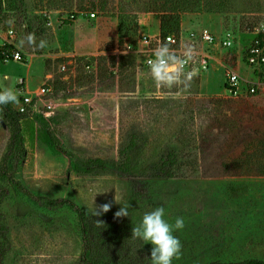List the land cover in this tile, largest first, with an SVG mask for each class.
Returning <instances> with one entry per match:
<instances>
[{"label":"rangeland","instance_id":"1","mask_svg":"<svg viewBox=\"0 0 264 264\" xmlns=\"http://www.w3.org/2000/svg\"><path fill=\"white\" fill-rule=\"evenodd\" d=\"M151 2L3 0L0 35L15 28L25 62L0 60V88L34 99L38 109L21 119L13 149L0 110V264H83L79 218L64 202L87 216L108 203L107 213L93 216L108 220L128 206L130 237L156 207L169 223L183 217L173 264L264 261V94L225 90L226 69L245 87L254 79L249 29L264 24V0H205L203 13L183 15L180 37L206 29L234 46L190 44L186 50L209 54V72L196 54L171 87L153 81L138 46L160 32L158 17L147 13ZM120 17L129 30L130 20L137 24L130 54ZM42 87L51 95L40 100ZM130 241L136 262L148 264L151 246ZM98 260L90 262L103 264Z\"/></svg>","mask_w":264,"mask_h":264},{"label":"trees","instance_id":"2","mask_svg":"<svg viewBox=\"0 0 264 264\" xmlns=\"http://www.w3.org/2000/svg\"><path fill=\"white\" fill-rule=\"evenodd\" d=\"M3 0H0V6L2 7ZM205 6V0H152L151 6H148L147 13L154 14L158 17L160 22L159 37L165 39L169 36H176L179 38L182 28L183 15L185 14H201L203 13ZM127 20V18H126ZM125 18L120 17L119 21V34L122 39H129V33L133 31V36H137V24L130 20L133 28L128 29ZM125 22V24L123 23ZM130 27V26H129ZM254 28L249 29L252 31ZM29 35V34H28ZM131 44H136V41L130 40ZM0 60H3V54L0 52ZM227 88V84H225ZM0 91L1 88H0ZM22 98L18 97V103L0 106V110L4 113L7 122L13 129V142L11 148L17 143L21 137L22 130L20 128V121L22 118L28 119L31 113L30 109L26 113H19L17 106L22 103ZM53 144L60 149V144L57 140L52 138ZM128 171V170H127ZM171 176L172 174H165V176ZM13 182L12 178L10 179ZM20 186V185H18ZM72 208L78 215L81 238L83 242V264H92L90 259L95 257L103 264H146L136 262L134 254L131 248V237L126 231L127 227L123 217H117L115 219H98L93 216H87L77 205L71 202H64ZM97 221H101V224H97ZM134 259V260H133ZM212 264H224V263H212ZM228 264H264L261 260H246L237 263Z\"/></svg>","mask_w":264,"mask_h":264},{"label":"built area","instance_id":"3","mask_svg":"<svg viewBox=\"0 0 264 264\" xmlns=\"http://www.w3.org/2000/svg\"><path fill=\"white\" fill-rule=\"evenodd\" d=\"M89 18L96 20L97 13H87ZM253 40L249 49L247 51L246 63L249 69L252 72L254 79L249 81L250 86L245 87L243 85V80L241 76L234 70L226 69L225 78L227 88H225L226 92L232 97H238L242 95L245 91L247 95L256 96L260 94H264V24L258 25L253 29ZM18 34L15 28L11 27L6 30L3 35H0V52L3 54L2 63H24L25 57L20 49L17 48L16 43L18 41ZM189 39L191 40V44L195 45L197 42H200L202 46L214 47L220 46L224 49H230L234 46L233 40L229 38H225L223 40H218L212 33H210L206 29H202L199 32H193L189 35ZM124 42H127L125 49L126 53H133L136 48L134 45L128 43V39H123ZM167 43L169 48L175 52V55H179L182 60V71L192 67L194 65V56L198 53L190 52L191 59H186L184 57V52H182V37L177 38L176 36H169L165 39H161L160 37L150 38L143 37L140 39L138 46L141 48V53L146 57V65L149 67V61L154 59L153 52L159 47L161 44ZM181 49H177V48ZM118 55H121V52H117ZM199 66L202 71L209 70L210 66V56L204 52L199 53ZM183 63V61H185ZM61 70L65 72L67 70V65L64 64L61 67ZM51 95V89L48 87H42L39 90V94L37 95V99L46 98ZM23 102L17 106V111L21 114L26 113L28 109H30L33 113L37 111V106L35 104V100L25 97L22 99ZM53 106L52 104L47 105L46 115L51 113Z\"/></svg>","mask_w":264,"mask_h":264},{"label":"clouds","instance_id":"4","mask_svg":"<svg viewBox=\"0 0 264 264\" xmlns=\"http://www.w3.org/2000/svg\"><path fill=\"white\" fill-rule=\"evenodd\" d=\"M28 42H34L33 35L27 37ZM45 42L42 41L39 47L43 48ZM186 59H191L190 50L184 52ZM154 59L149 61V73L153 81L158 86L171 87L181 82L182 60L175 55L167 43L161 44L153 52ZM186 62L183 61V63ZM18 103L17 94L11 89L0 91V106ZM111 205L105 203L95 206L92 215L100 216L110 210ZM115 217H128V206H121L115 212ZM165 208L163 206L143 214L140 221L131 229V237L138 239L144 244H149L150 255L147 256L148 264H173L174 259L181 255V242L174 235L175 232L183 230L185 221L183 217H177L174 223H169L165 218ZM97 221V224H101Z\"/></svg>","mask_w":264,"mask_h":264},{"label":"crops","instance_id":"5","mask_svg":"<svg viewBox=\"0 0 264 264\" xmlns=\"http://www.w3.org/2000/svg\"><path fill=\"white\" fill-rule=\"evenodd\" d=\"M160 23L158 24V31L160 30V27H159ZM140 34L142 33V28L140 26ZM159 33V32H158ZM213 34V33H212ZM214 35V34H213ZM159 36V34L157 35V37ZM217 38V36H215ZM191 44V40L189 39V35L187 36H182V52H185L186 49H189V48H192V46H190ZM187 46V47H186ZM214 47H217V46H214ZM219 47V46H218ZM190 52H195V51H190ZM220 65L222 66V64L220 63ZM198 67V66H197ZM209 72V70H208ZM242 78V77H241ZM251 79V78H250ZM242 80L244 81V78H242ZM201 88H202V92H204V87L202 86L201 84Z\"/></svg>","mask_w":264,"mask_h":264}]
</instances>
